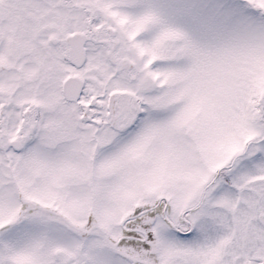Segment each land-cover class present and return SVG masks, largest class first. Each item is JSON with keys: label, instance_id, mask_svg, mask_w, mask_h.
<instances>
[{"label": "snow or ice", "instance_id": "obj_1", "mask_svg": "<svg viewBox=\"0 0 264 264\" xmlns=\"http://www.w3.org/2000/svg\"><path fill=\"white\" fill-rule=\"evenodd\" d=\"M0 264H264V0H0Z\"/></svg>", "mask_w": 264, "mask_h": 264}]
</instances>
